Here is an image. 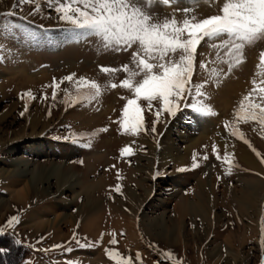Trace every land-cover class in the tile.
<instances>
[{"label":"rangeland","instance_id":"374dc122","mask_svg":"<svg viewBox=\"0 0 264 264\" xmlns=\"http://www.w3.org/2000/svg\"><path fill=\"white\" fill-rule=\"evenodd\" d=\"M225 2L179 0L170 6L155 3L147 10L160 20L171 19L174 15L182 22L193 15L204 19L221 14ZM16 4L17 0H0V13L17 12L15 16H0V116L7 113V120L0 124V137L6 139L12 130L19 137L27 128L29 114L20 115L27 102L21 99V94L27 90L36 96L35 100L27 102L28 112L35 114L41 110L48 115L50 111L51 126L39 138L40 142L24 141L17 150L11 151L12 155V144L1 147L0 163L7 162L11 156L33 160L38 170L42 166L61 164L65 172L76 176L79 185L76 193L54 194L57 181L53 180L55 186L50 193L32 187L18 196L20 191L12 193L7 187L17 177L0 176V227L4 228V234L0 235V264H70L73 261L118 264L106 249L118 251L123 258L131 257L133 264H175L176 259L182 264H262L264 251L260 240L264 237V214L260 220L257 213L251 216L242 213L241 208L235 206L233 191L259 180L262 182L259 192L264 193V126L258 119L245 120L236 115L240 101L250 92V101L264 106V95L260 94L259 88L253 92L254 87L264 86V66L260 62L264 40L246 46L244 62L229 71L234 57L229 56L227 48L209 47L220 41H207L206 38L198 46L192 77L193 85L203 83L201 91L205 95L186 94L187 100L181 102L182 110L175 117L164 113L156 124L155 134L148 131L133 135L124 132L119 123L123 106L133 93L119 86L110 87L111 83L119 85L127 78L123 65L128 64L134 69L131 50L119 53L99 50L96 37H81V30L60 21L54 6L44 0L39 3V12H35L34 5L30 4L14 9ZM189 7L193 11L186 16L182 10ZM249 60L252 66L244 69ZM101 66L117 70L105 73ZM72 73L76 74L73 81L61 83L53 101V87L49 86L53 79L60 82ZM81 77L96 81L101 86V95L91 101L80 99L73 103L88 94L87 88L77 91L76 81ZM219 86L234 88L225 91L229 99L226 109L222 106ZM65 90L68 103L64 102ZM45 93L46 100L43 99ZM198 101L210 105L216 115H205L192 107H184L185 103ZM140 104L145 127L150 129L155 111L161 104L154 101L151 110L147 101L141 100ZM226 121L235 122L249 143L231 135L225 127ZM202 125L209 126V131L212 129L208 138H203V142L195 145L197 147L188 148L189 154L182 159L177 158L176 152L169 153L167 133L170 129L175 130L173 137L185 136V143L176 144L180 154H184L186 139L196 135ZM103 128L108 130L97 131ZM216 136L224 138L225 144L229 142V148L220 145ZM126 146L133 147L134 155H122L121 149ZM213 146L220 159L216 158ZM243 146L254 148L256 156V152L261 153L257 156L261 162L260 171H252L242 160ZM34 149H37V155ZM226 153L238 165L232 167L231 175L226 174L229 167L223 159ZM193 163L199 166L194 168ZM181 168L185 170L180 171ZM210 175L215 179L216 205L210 207L209 213L196 214L193 220L190 214L185 215L180 224L177 216L186 199L193 205L210 206L207 195L198 188V180L207 181ZM117 184L121 186L122 195L115 191ZM163 212L168 217L169 229L177 238L172 244L149 228V223L159 221ZM59 213H66L68 218L57 227L54 221ZM13 215L19 216L20 221L9 227L7 221ZM113 232L117 240L115 245L110 243ZM74 234L81 244L93 246H79L72 239ZM101 234L102 242L94 243L100 240ZM59 244L73 250L52 248ZM168 250L175 254L171 260L165 256Z\"/></svg>","mask_w":264,"mask_h":264},{"label":"snow or ice","instance_id":"6c2138e0","mask_svg":"<svg viewBox=\"0 0 264 264\" xmlns=\"http://www.w3.org/2000/svg\"><path fill=\"white\" fill-rule=\"evenodd\" d=\"M41 0H17L14 9L23 4L34 5V11L39 12V3ZM49 6H54V11L58 14L60 21L70 25L72 29L81 30L80 36L83 38L96 37L99 50L129 52L134 69L128 64L123 65V72L127 78L120 81V84L111 83V88L121 87L130 90L133 93L132 98H128L122 109V117L119 120L120 126L126 133L139 135L141 132L155 134L156 124L161 121L164 113L175 117L181 109V102L187 100V96L195 95L202 97L205 95L201 91L203 83L199 85L192 84V77L196 70V56L198 46L202 42L219 40V44H209V47H223L228 49L230 57H234V62L229 64V71L232 67L239 66L244 62L243 50L246 46L264 40V0H226L223 3L221 14L211 15L204 19H197L196 16L185 18L178 22L175 16L171 19L165 18L160 20L148 12V7L155 3H162L170 6L171 3H179V0H44ZM195 2V0H194ZM74 5H83V7ZM187 16L193 11L192 8L182 10ZM15 10L0 13V16H15ZM261 65L264 66V52L260 56ZM102 67L105 73L114 72L117 69ZM201 67L204 64L201 63ZM75 73L64 76L60 82L53 79L52 99L56 100L58 90L64 81L72 82ZM141 79L137 80V77ZM255 85V81H253ZM77 91L81 88H87L88 94L78 97L88 101L94 100L101 95V86L94 80L81 77L76 81ZM259 88L260 94L264 95V86H256L253 92ZM65 103H68V93L65 90ZM187 94V96H186ZM250 92L240 101L236 115L238 118L245 120H257L264 126V106L260 103L250 101ZM21 99L31 102L36 99L31 90L21 94ZM43 99H47L45 93ZM141 100L148 103V108H153V102H159L161 107L155 111V120L149 128L145 127V117L142 114ZM25 103L24 111L20 112L21 116L25 115L28 110V103ZM184 107H192L196 111L205 115H216L210 105H204L201 102L185 103ZM49 115L51 112L49 111ZM226 129H229L231 135L245 143V134L236 127L235 122H225ZM108 129L103 128L98 132H106ZM89 135V133H81ZM216 158L220 159L216 147ZM256 151L254 148L252 149ZM122 155H134L132 146H126L121 149ZM257 156L261 153L256 152ZM195 156L193 160L195 161ZM207 159V156L204 157ZM228 162L229 167L227 175L232 174V167L235 165L229 154L223 157ZM193 163L192 167H198ZM114 167V166H113ZM184 171V168L179 169ZM119 175V174H118ZM219 179V177H218ZM115 191L122 195L121 186L116 185ZM20 218L13 215L7 225L10 227L19 223ZM264 232V224H262ZM4 234V228L0 227V235ZM112 245L117 244L116 234H111ZM73 240L81 247H92L93 244H81L74 234ZM103 234L96 244L102 242ZM260 244L264 251V237L261 238ZM53 249L64 248L63 244L53 245ZM65 251H72V248H64ZM107 254L117 260L118 264H133L131 257L123 258L118 251L106 249ZM175 254L168 250L165 253L167 259H172ZM139 258V253H137ZM70 264H79L73 261ZM175 264H182L179 259ZM264 264V260H262Z\"/></svg>","mask_w":264,"mask_h":264},{"label":"bare ground","instance_id":"6f19581e","mask_svg":"<svg viewBox=\"0 0 264 264\" xmlns=\"http://www.w3.org/2000/svg\"><path fill=\"white\" fill-rule=\"evenodd\" d=\"M250 60L247 61V63L244 65V69L252 66L249 65ZM252 62V61H251ZM243 66V65H242ZM243 68V67H242ZM261 71V69H260ZM23 72V70H22ZM30 77V76H29ZM240 81V80H239ZM231 84V83H229ZM220 89H218L219 96L222 98V106L224 109L227 108L228 101L229 99L225 95V91L227 90H234V88L228 87H221L219 86ZM0 91H1V86H0ZM1 104V100H0ZM36 110H39L38 108ZM226 111V110H225ZM29 115L27 117L28 119V126L24 130V133L22 135L15 136V131H9L7 133L6 139L3 138L1 135L0 137V148L3 146H7L9 144H12V148L10 150V155L11 151L17 150L18 146L20 144H24V141H39V138L43 136V133L49 129L51 126V117L48 113V115L43 114L41 110L36 111L35 114H31L26 111ZM42 112V115H40ZM26 113V115H27ZM7 120V113L4 114L3 116H0V124L4 123ZM218 123V122H217ZM214 124V123H213ZM216 124V123H215ZM212 130V129H211ZM210 130V131H211ZM175 130L170 129L168 131L167 139L169 140V148L168 151L169 153L176 152L175 155L177 156L178 159H182L184 155L187 153L189 154L188 148H193L197 143L203 142V138L206 139L207 136H210L212 134L209 131V126L202 125V129L199 130V132L196 135L190 136L187 140V150L184 154H180V149L176 146V144L180 141L184 142L185 136L184 135H179L180 137H173L172 135L176 134L174 132ZM6 136V135H5ZM175 136V135H174ZM208 138V137H207ZM165 139V140H167ZM224 139V138H223ZM222 137L220 138L216 136V140L220 141V145H223L224 147L230 146L228 143L225 144L226 142L223 141ZM227 139V138H226ZM229 140V139H228ZM205 141V140H204ZM40 142V141H39ZM185 143V142H184ZM198 146V145H197ZM195 146V147H197ZM243 151L241 152V158L244 160V162L251 167L252 171H260L261 169V162L259 161L258 157L255 155L254 151L242 147ZM37 155V149H34ZM39 151V150H38ZM15 152V151H14ZM177 160V159H176ZM35 162L33 160H30L28 158H12L11 156L7 158V162H1L0 163V176H6L8 177L9 175H15L17 179H15L13 182L8 183L7 187L11 189L12 193H18L20 191V194L23 192L29 191L32 187L34 188H42L47 192H51V188L54 185V181L56 180V190L54 191V194H60L64 195L67 191L71 192H77V187L79 185L78 181L76 180V176L74 174L71 176V174H68L63 170V165L61 164H52L51 166H42L39 170L35 168ZM71 173V172H70ZM212 174V173H211ZM247 185L243 187L241 190L236 191L234 190V202L235 206L237 208V205L239 208H241L242 213L248 214V216L251 214L257 213L258 214V219H262L264 211H263V205H264V193L261 195L259 192L260 189L262 188V182L259 180H253L250 181V183H246ZM18 188V189H17ZM33 188V189H34ZM198 188L202 194L207 195L206 199L207 201L210 200V206H202L195 204L193 205L190 203L188 199H186V202L180 206L181 212L180 214L178 213V219L177 221L182 223L185 215L190 214V218L193 220L195 218L196 214H200L203 212H210V207L215 206L217 203V195H216V187H215V179L214 176L210 175L209 179L205 181L204 179H199L198 180ZM15 195V194H14ZM137 196V195H136ZM168 199V198H167ZM205 199V198H204ZM206 201V200H205ZM209 202V201H208ZM204 205V204H203ZM238 209V208H237ZM208 212V213H209ZM147 213L145 212L144 215ZM202 215V214H201ZM250 215V216H251ZM66 218H68L66 213H59L54 221V225H57V227L62 226V224L65 222ZM159 221L157 222H150L149 223V228L152 231L156 232V236L163 238L166 240V242H171V244L174 242V239L176 240L177 238L175 237V233L172 232L168 227V222H167V215L165 212L161 213V215L158 217ZM171 218V216H170ZM257 218V217H256ZM55 227V226H54ZM149 229V230H150ZM172 229V228H171ZM178 241V240H177ZM216 253V252H215Z\"/></svg>","mask_w":264,"mask_h":264}]
</instances>
